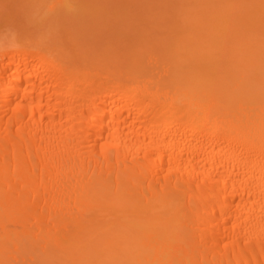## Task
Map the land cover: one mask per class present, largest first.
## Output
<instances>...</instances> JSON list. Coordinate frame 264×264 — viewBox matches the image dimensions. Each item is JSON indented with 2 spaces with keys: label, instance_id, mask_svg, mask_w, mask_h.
Masks as SVG:
<instances>
[{
  "label": "bare ground",
  "instance_id": "1",
  "mask_svg": "<svg viewBox=\"0 0 264 264\" xmlns=\"http://www.w3.org/2000/svg\"><path fill=\"white\" fill-rule=\"evenodd\" d=\"M181 1L0 47V264H264V0Z\"/></svg>",
  "mask_w": 264,
  "mask_h": 264
},
{
  "label": "rangeland",
  "instance_id": "2",
  "mask_svg": "<svg viewBox=\"0 0 264 264\" xmlns=\"http://www.w3.org/2000/svg\"><path fill=\"white\" fill-rule=\"evenodd\" d=\"M51 1L0 0V47L12 43L20 34H33L38 38L42 34L62 32L64 34L67 31L72 32L80 44L95 40L99 51L107 45L100 46L97 41L107 35H114L120 42L129 38L131 42L129 40L127 42L131 46L137 37L148 34L149 37L162 35L160 30L155 28L152 30L157 20H168L169 17H173L171 19L175 21L173 25H177L175 18L180 14L177 8L183 2L181 0H65L64 8L50 15L46 5ZM161 15L166 17L162 16L158 19L157 17ZM48 16L54 18L49 20ZM139 24L146 29L143 34L137 32ZM115 32L117 33L114 34ZM84 33L89 36L81 38ZM146 37H142L144 42L148 39V36Z\"/></svg>",
  "mask_w": 264,
  "mask_h": 264
}]
</instances>
